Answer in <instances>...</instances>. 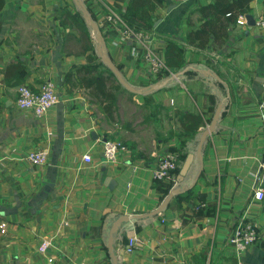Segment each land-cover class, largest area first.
I'll return each mask as SVG.
<instances>
[{
	"label": "crops",
	"instance_id": "1",
	"mask_svg": "<svg viewBox=\"0 0 264 264\" xmlns=\"http://www.w3.org/2000/svg\"><path fill=\"white\" fill-rule=\"evenodd\" d=\"M211 1L155 5L150 20L135 27L152 36L144 43L122 36L120 27L106 20L108 9L117 12L119 5L124 10L127 0H81L82 8L74 0H4L0 221L6 226L0 230V264H112L107 237L120 216L130 218L113 234L117 264H232L228 238L244 213L257 223L259 236L242 260L264 264V199L256 200L252 193L258 163L264 160V123L258 116L264 99V25L256 24L264 19V0L250 2L247 14L255 25L236 24L221 46L195 48L186 40L188 22L196 26L198 8ZM77 7L98 26L105 54L140 91L128 90L115 77L121 86L111 88L116 96L111 119L99 105L101 98L79 84L74 70L87 63L86 54H79L75 27L64 26L59 15L62 9L75 13ZM94 30L90 27V38L97 46ZM170 43L181 56L175 55L176 64L168 67ZM147 48L165 65L157 74L148 72ZM97 57L102 61L98 52ZM46 80L56 87L57 103L42 118L19 110L17 86L36 92ZM218 106L217 124L199 154V139ZM187 113L201 115L203 124L196 131L181 127L185 122L193 126L180 117ZM181 136L191 164L181 180L174 177L162 198L170 181L159 188L151 169L167 147L180 146ZM106 138L125 147L113 164L102 162ZM38 148L46 151L47 162L33 166L25 155ZM86 152L90 163L82 160ZM174 189H192V196L175 198L176 193L162 212L151 214ZM133 235L138 247L127 254L123 249ZM44 239L49 246L40 252Z\"/></svg>",
	"mask_w": 264,
	"mask_h": 264
},
{
	"label": "trees",
	"instance_id": "2",
	"mask_svg": "<svg viewBox=\"0 0 264 264\" xmlns=\"http://www.w3.org/2000/svg\"><path fill=\"white\" fill-rule=\"evenodd\" d=\"M118 1L122 2L123 0ZM163 1L164 0H127V5L124 10H121L119 5H117V7L115 5V9L119 12L118 14L124 21L134 28H139L140 26L143 27L142 20H150L151 15L149 11H153L155 5H161ZM250 2L251 0H212L200 6L198 8L200 14L198 24L193 26V23L190 21L188 22L189 28L186 33L187 42L199 49L207 47L209 43L214 46H221L236 25L237 16L250 12ZM3 5L4 0H0V9ZM59 16L64 26H69L71 29L75 27L79 35L76 38L77 41H75L79 45V54H86L87 63L74 68L77 74H79V84L88 88L93 98L95 96L101 98L99 105H101L107 118L111 119L113 117L116 96L110 88L109 82L111 77L115 80L116 78L104 62L98 61L97 48L92 44L90 38L91 26L89 20H86L87 18L85 19V17L82 16L78 7L75 13L69 9H62ZM68 36H73L75 38L74 33L71 32L68 33ZM172 45L173 44L169 45L165 52V64L168 67L176 64L175 55L181 56L180 50L175 51ZM17 72L19 73V70ZM72 75L73 72L71 70L67 73L66 79L70 80ZM118 85L121 86L119 83ZM180 117L181 119L187 117V121L193 124V126H188L185 122L181 126L184 130L190 132L196 131L198 126L203 124L201 115L198 113L181 114ZM169 149L178 151V165L175 170V177H177L180 165L189 152V149L186 148V140H183L181 136L180 146H170ZM172 180L173 179L156 181L157 185L165 181H170L166 183V190L163 191L162 198L165 192L171 188ZM160 185H158L159 188ZM192 192V189L182 190L175 195V198H188L192 196Z\"/></svg>",
	"mask_w": 264,
	"mask_h": 264
},
{
	"label": "built area",
	"instance_id": "3",
	"mask_svg": "<svg viewBox=\"0 0 264 264\" xmlns=\"http://www.w3.org/2000/svg\"><path fill=\"white\" fill-rule=\"evenodd\" d=\"M107 22L114 23L120 27L121 35L126 38H134L141 42H149L153 38L152 36L143 30H137L129 26L120 15L112 10L108 9L106 15ZM102 24V23H101ZM236 24L244 26L246 24L244 14H240L236 18ZM257 25H264V19L256 21ZM93 38L96 37L95 30L93 32ZM144 59L148 63L149 74H157L159 70L165 67L164 63L157 57L155 50L147 48L144 53ZM16 107L24 112H28L37 118L44 117L47 112L57 103L58 96L57 90L53 82L46 80L40 86L38 91H33L29 86L20 84L16 88ZM258 116L262 123H264V99L258 104ZM125 150V147L114 139H108L102 141V162L113 164L117 160L119 151ZM25 159L29 164L33 166H41L47 162V153L42 148L34 149L25 155ZM82 160L85 163L92 161L91 154L86 152L82 155ZM178 165V151L169 149L162 153L156 160L154 167L151 169V176L154 180H170L175 177V170ZM137 164L131 165V170H136ZM253 196L256 200L264 199V160L258 163L257 173L255 174L254 183L252 185ZM6 226L5 221H0V230ZM259 230L257 223L250 218L247 213L242 214L233 227L231 234L228 238V245L233 251L234 261L232 264H244L242 260L243 253L248 247L258 239ZM49 242L44 239L38 245L40 252H45ZM138 247V238L136 236L129 237L127 244L124 247V251L127 254L133 253Z\"/></svg>",
	"mask_w": 264,
	"mask_h": 264
},
{
	"label": "water",
	"instance_id": "4",
	"mask_svg": "<svg viewBox=\"0 0 264 264\" xmlns=\"http://www.w3.org/2000/svg\"><path fill=\"white\" fill-rule=\"evenodd\" d=\"M74 2L78 5V7L82 8V2L81 0H74ZM245 20H246V24L248 26H253L255 25V19L253 18V16L251 14H246L245 15ZM90 26L95 28V30L97 31V35H96V41H97V52L98 55L100 56L101 60L107 65V67L110 69V71L115 75V77L117 78V80L128 90L133 91V92H140L139 90L134 89L129 83H127V81L123 78L121 72L119 71V69L117 68V66L115 65V63L112 61V59L110 57H108L105 54V49H104V45H103V40L101 37V32L98 28V26L89 21ZM158 86V83L155 85H152L151 87H149L148 89H154L155 87ZM147 89H144V91ZM219 113H220V106H218L215 111L214 114L212 116V119L210 121V123L208 124L206 130L201 134V137L199 139L198 142V150H199V154H200V149H201V145L205 139V137L207 135H209L215 128L217 121H218V117H219ZM191 153H188L184 159V161L182 162V164L180 165V169L178 171V175H177V180H181L183 178V176L186 174L189 165L191 164ZM178 193V189H174L171 191V193L159 204V206L151 212V214H157L163 211V208L168 204L169 200L171 199V197ZM138 215H133L131 216V218H135ZM128 218H130V216H120L117 217L111 224V227L108 231V237H107V249H108V253L109 256L111 258L112 264H117V258L114 254L113 251V234L116 232L118 226L126 221Z\"/></svg>",
	"mask_w": 264,
	"mask_h": 264
},
{
	"label": "rangeland",
	"instance_id": "5",
	"mask_svg": "<svg viewBox=\"0 0 264 264\" xmlns=\"http://www.w3.org/2000/svg\"><path fill=\"white\" fill-rule=\"evenodd\" d=\"M109 86L110 88L117 90L116 88H119L120 86H118V83L115 79H111V81L109 82Z\"/></svg>",
	"mask_w": 264,
	"mask_h": 264
}]
</instances>
